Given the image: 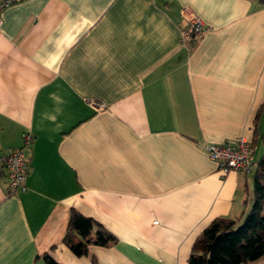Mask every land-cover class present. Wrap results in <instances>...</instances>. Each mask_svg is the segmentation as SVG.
I'll use <instances>...</instances> for the list:
<instances>
[{"label":"crops","instance_id":"0c3cea01","mask_svg":"<svg viewBox=\"0 0 264 264\" xmlns=\"http://www.w3.org/2000/svg\"><path fill=\"white\" fill-rule=\"evenodd\" d=\"M183 6L203 34L181 38ZM0 15V152L31 134L26 188L0 172V264H187L214 218L251 210L261 0H14ZM240 135L249 170L220 171L205 145ZM71 208L114 241L73 253Z\"/></svg>","mask_w":264,"mask_h":264},{"label":"trees","instance_id":"16d2710c","mask_svg":"<svg viewBox=\"0 0 264 264\" xmlns=\"http://www.w3.org/2000/svg\"><path fill=\"white\" fill-rule=\"evenodd\" d=\"M254 190L256 199L242 219L217 217L203 229L187 264H239L264 255V151L257 160ZM63 241L73 253L82 255L89 244L106 245L114 241V236L97 221L71 208ZM43 256L48 264H59L49 254Z\"/></svg>","mask_w":264,"mask_h":264},{"label":"built area","instance_id":"2783aa9c","mask_svg":"<svg viewBox=\"0 0 264 264\" xmlns=\"http://www.w3.org/2000/svg\"><path fill=\"white\" fill-rule=\"evenodd\" d=\"M13 1L0 0V13ZM181 13L188 22L187 27L181 30V38H187L190 35L199 36L207 29L201 17L188 6H183ZM30 142L31 134L27 132L23 136L21 145L12 147L5 152H0V172L2 170L5 171L8 178L9 193L11 194L23 191L26 188L25 178L28 171V157L25 149L28 148ZM205 149L222 172L230 170L246 172L251 166L250 141L244 135L219 145L208 143L205 145Z\"/></svg>","mask_w":264,"mask_h":264}]
</instances>
